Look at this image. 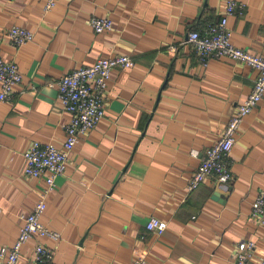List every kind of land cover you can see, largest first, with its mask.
I'll return each instance as SVG.
<instances>
[{"label":"crops","instance_id":"0c3cea01","mask_svg":"<svg viewBox=\"0 0 264 264\" xmlns=\"http://www.w3.org/2000/svg\"><path fill=\"white\" fill-rule=\"evenodd\" d=\"M229 0H0V56L22 73L13 98L0 104V246L12 245L23 215L33 211L44 177L25 174L24 152L34 140L62 147L71 114L49 82L102 56L129 55L132 68H114L106 115L82 134L67 170L47 197L41 221L61 233L40 240L54 264H238V243L255 246L245 264L263 255L264 226L252 205L264 191V98L247 115L229 154L231 180H205L189 190L206 150L250 94L258 70L230 57L207 65L187 41L220 22ZM243 13L228 18L231 41L263 52L264 0H236ZM92 17L113 29L95 32ZM13 26L35 33L14 45ZM198 153L194 155L193 152ZM151 217L167 221L162 234ZM39 239L22 247L28 264Z\"/></svg>","mask_w":264,"mask_h":264},{"label":"built area","instance_id":"2783aa9c","mask_svg":"<svg viewBox=\"0 0 264 264\" xmlns=\"http://www.w3.org/2000/svg\"><path fill=\"white\" fill-rule=\"evenodd\" d=\"M58 2L59 0H45V11H51ZM244 10V3L229 0L220 22L209 25L203 32L190 31L187 37V41L205 65L209 57L226 56L244 61L259 72L246 100L237 106L220 138L206 150L188 185L190 191L197 189L209 178H216L220 183L231 180L229 154L235 144L236 136L244 118L264 98V47L262 53L255 54L235 46L231 41L232 31L228 27V18L237 12L243 13ZM90 23L95 32L101 33L113 29V22L108 17H92ZM8 36L14 45L22 46L32 41L35 33L24 27L13 26L9 29ZM134 65V60L126 54L102 56L92 65L76 68L48 83L49 86L57 89L63 108L71 114L65 125L66 138L62 147L34 140L24 152L25 174L35 178L44 177L45 187L33 211L22 216L23 223L16 241L10 246H0V264H18L22 247L32 238L39 240L35 245L34 256L28 264H54V251L40 240L46 237L59 241L62 237L60 232L49 228L41 221L47 209V197L56 188L57 178L65 174L70 154L81 135L95 128L106 115L105 95L109 88L112 70L132 68ZM21 81L22 73L18 64L0 56V104L13 98L15 88L21 84ZM193 154L198 153L194 151ZM251 216L264 226V191L255 198ZM146 226L148 230L162 234L167 229L168 223L158 217H151ZM254 246L253 241L242 240L238 243L239 250L236 254L238 264L246 263ZM132 264H146V253H139ZM256 264H264V250Z\"/></svg>","mask_w":264,"mask_h":264}]
</instances>
